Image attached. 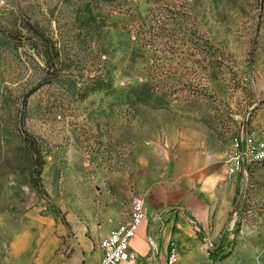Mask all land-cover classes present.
Returning a JSON list of instances; mask_svg holds the SVG:
<instances>
[{
	"label": "rangeland",
	"instance_id": "1",
	"mask_svg": "<svg viewBox=\"0 0 264 264\" xmlns=\"http://www.w3.org/2000/svg\"><path fill=\"white\" fill-rule=\"evenodd\" d=\"M241 128L264 137V0H0V264H98L133 196L160 247L264 264V162L226 175ZM196 203L228 208L217 235Z\"/></svg>",
	"mask_w": 264,
	"mask_h": 264
},
{
	"label": "built area",
	"instance_id": "2",
	"mask_svg": "<svg viewBox=\"0 0 264 264\" xmlns=\"http://www.w3.org/2000/svg\"><path fill=\"white\" fill-rule=\"evenodd\" d=\"M262 162H264V137L254 131L247 130V128H241L231 143L226 164V175L228 177L246 176L252 164ZM146 218L144 199L141 196H133L130 201V212L127 220L110 229L106 235L98 239L99 264H124L132 261L134 256L129 250L130 242ZM148 243L150 250L154 251V246L149 237ZM177 257L175 245L168 244L164 264H176Z\"/></svg>",
	"mask_w": 264,
	"mask_h": 264
},
{
	"label": "crops",
	"instance_id": "3",
	"mask_svg": "<svg viewBox=\"0 0 264 264\" xmlns=\"http://www.w3.org/2000/svg\"><path fill=\"white\" fill-rule=\"evenodd\" d=\"M188 211L193 217V221L195 224L200 226L203 229H207L209 231V234L212 236H215L218 234V232L223 227L226 219H227V209L225 210L220 209L214 216L210 217L208 214L204 211L203 206L200 204H192V206H186ZM183 222L180 218L176 220V225L182 226ZM118 224L115 222V220L109 221L107 224H105L102 228L103 236L108 233V231ZM157 228L153 227L152 229H148L146 220L143 222V224L140 226L139 230L137 231L136 235L130 242L129 250L130 253L134 256V259L130 262L124 263V264H164L166 253H167V247L169 242L166 245L159 246L157 240ZM148 237L150 238L153 246L154 251L150 250V246L148 243ZM102 236V237H103ZM153 236V238L151 237ZM180 234L178 232L171 233L169 237H175L176 239L179 238ZM95 237V235H94ZM155 238V240H154ZM186 248H182L179 245L178 248V257L176 264H191L194 262H198L200 264H207L208 260L204 259V254L202 248H193V245H187ZM97 251L100 255V252L97 248ZM100 262V259L98 261V264ZM41 264H49L48 259H44L41 261ZM52 264H96L95 259L89 255V252L82 246L77 245L75 251L68 257L62 259L57 258L52 262Z\"/></svg>",
	"mask_w": 264,
	"mask_h": 264
}]
</instances>
